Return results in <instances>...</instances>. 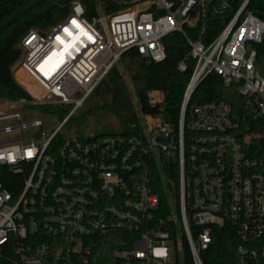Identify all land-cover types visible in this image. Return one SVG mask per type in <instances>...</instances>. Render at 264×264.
<instances>
[{
    "label": "built area",
    "instance_id": "2783aa9c",
    "mask_svg": "<svg viewBox=\"0 0 264 264\" xmlns=\"http://www.w3.org/2000/svg\"><path fill=\"white\" fill-rule=\"evenodd\" d=\"M250 2L120 0L88 18L73 0L64 20L23 35L20 68L48 98L0 109V166L15 175L0 181V264H205L212 229L224 224L237 229L239 264H264V19ZM214 21L223 26L206 42ZM174 31L190 44L178 70L195 60L177 126L154 90L157 110L143 113L138 133L63 130L127 49L162 61ZM211 71L239 84L245 127L225 100L190 105ZM29 103L69 110L49 129L20 108Z\"/></svg>",
    "mask_w": 264,
    "mask_h": 264
},
{
    "label": "trees",
    "instance_id": "16d2710c",
    "mask_svg": "<svg viewBox=\"0 0 264 264\" xmlns=\"http://www.w3.org/2000/svg\"><path fill=\"white\" fill-rule=\"evenodd\" d=\"M30 0H0V21L11 15ZM73 0H42L29 10L21 13L11 23L0 30V101L33 100V95L16 78L14 69L21 59L22 49L20 42L23 35L30 29L47 30L54 24L64 20L71 11ZM85 6V16L91 18L98 13L99 5L107 13H113L122 8L120 0H81ZM249 9L264 19V0H251ZM215 26L207 31L204 38L210 41L222 28L223 24L214 21ZM190 37L196 36V28H187ZM167 56L162 61H148L136 47L127 49L120 57V64H115L107 75L99 82L89 96L93 105L83 115L99 110L111 111L119 120L120 130L113 133H138L143 129L138 112L133 103L134 95L137 98L142 113L149 114L157 110L149 103V93L160 90L165 95V114L177 126L181 103L185 88L193 71L195 60L190 58L188 70H178V63L188 54L190 44L186 35L181 31H174L164 38ZM258 64L264 58V40L257 44ZM119 63V62H118ZM121 68L129 74L133 90L122 75ZM261 68L262 73L264 71ZM225 100L232 105L235 117L245 127L249 118H245V99L239 93V84L226 86L222 77L211 71L195 88L191 95V104H202L209 101ZM24 110L31 109L37 112H59L62 118L69 108L57 103L26 104ZM72 119V118H71ZM60 133L56 140L64 138ZM243 142L246 138L242 137ZM5 166H0V181L5 177H14ZM239 236L237 229L232 225H219L212 229V241L203 252L205 264H239L237 246ZM105 247L113 248V241H107Z\"/></svg>",
    "mask_w": 264,
    "mask_h": 264
},
{
    "label": "rangeland",
    "instance_id": "374dc122",
    "mask_svg": "<svg viewBox=\"0 0 264 264\" xmlns=\"http://www.w3.org/2000/svg\"><path fill=\"white\" fill-rule=\"evenodd\" d=\"M261 66L264 71V58L261 60ZM120 64V61L119 63ZM122 75L126 82L129 84V89L133 90V85L131 84V79L128 73L124 71L121 68ZM15 76L17 80L27 88V90L33 95L34 101L39 100H45L47 99V94L43 90V88L40 86V84L33 79L31 76H29L26 72H24L23 69L20 68V66L17 68L15 72ZM134 107L136 111L138 112V117L140 120V123L142 127L145 126L146 122L143 116V113L140 110L139 103L137 101L136 96L134 95L133 99ZM93 105V101L89 98L87 101L79 108L78 112L72 117V119L69 120L64 125V131L66 133L70 132H82L85 130H95V131H102V132H115L120 130V123L117 117L109 110L103 109L91 113H86L83 115V113L90 108ZM7 104L4 103V101H0V109L7 108ZM34 116H40L44 119L45 122H47V128L51 129L57 125L55 118L58 119V121L62 120V116L57 111L47 114L46 112H37L33 111ZM0 137H3L1 134Z\"/></svg>",
    "mask_w": 264,
    "mask_h": 264
},
{
    "label": "water",
    "instance_id": "95a60500",
    "mask_svg": "<svg viewBox=\"0 0 264 264\" xmlns=\"http://www.w3.org/2000/svg\"><path fill=\"white\" fill-rule=\"evenodd\" d=\"M40 1H42V0H30L27 3H25L23 6H21L19 9H17L16 11H14L11 15H9L8 17H6L2 21H0V30L3 27H5L6 25H8L9 23H11L21 13L29 10L34 5H36L37 3H39ZM20 64H21V60L17 61V63L14 66V69L18 68L20 66Z\"/></svg>",
    "mask_w": 264,
    "mask_h": 264
}]
</instances>
